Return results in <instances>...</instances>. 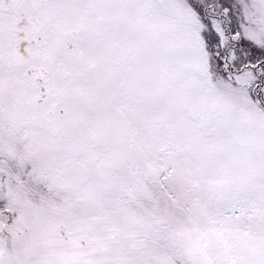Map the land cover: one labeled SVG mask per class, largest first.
Here are the masks:
<instances>
[{"label":"snow or ice","instance_id":"obj_1","mask_svg":"<svg viewBox=\"0 0 264 264\" xmlns=\"http://www.w3.org/2000/svg\"><path fill=\"white\" fill-rule=\"evenodd\" d=\"M0 264H264V0H0Z\"/></svg>","mask_w":264,"mask_h":264}]
</instances>
